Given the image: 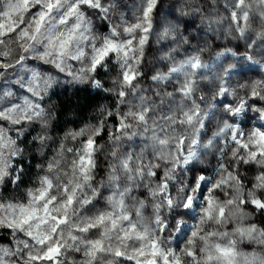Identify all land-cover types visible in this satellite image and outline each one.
Returning <instances> with one entry per match:
<instances>
[{"label": "clouds", "instance_id": "obj_1", "mask_svg": "<svg viewBox=\"0 0 264 264\" xmlns=\"http://www.w3.org/2000/svg\"><path fill=\"white\" fill-rule=\"evenodd\" d=\"M0 264H264V0H0Z\"/></svg>", "mask_w": 264, "mask_h": 264}]
</instances>
